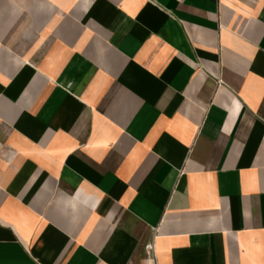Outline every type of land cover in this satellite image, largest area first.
<instances>
[{"label":"crops","instance_id":"1","mask_svg":"<svg viewBox=\"0 0 264 264\" xmlns=\"http://www.w3.org/2000/svg\"><path fill=\"white\" fill-rule=\"evenodd\" d=\"M0 264H264V0H0Z\"/></svg>","mask_w":264,"mask_h":264}]
</instances>
